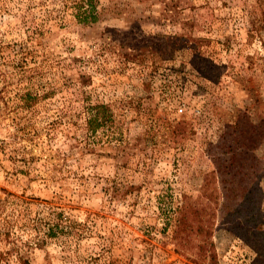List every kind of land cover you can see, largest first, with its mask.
<instances>
[{"label": "rangeland", "instance_id": "1", "mask_svg": "<svg viewBox=\"0 0 264 264\" xmlns=\"http://www.w3.org/2000/svg\"><path fill=\"white\" fill-rule=\"evenodd\" d=\"M0 255L264 264V0H0Z\"/></svg>", "mask_w": 264, "mask_h": 264}, {"label": "trees", "instance_id": "2", "mask_svg": "<svg viewBox=\"0 0 264 264\" xmlns=\"http://www.w3.org/2000/svg\"><path fill=\"white\" fill-rule=\"evenodd\" d=\"M94 19H95V18L92 17V20H94ZM102 108H103V107H102ZM0 259H1V255H0ZM19 264H30V262H29L28 259L20 257V258H19Z\"/></svg>", "mask_w": 264, "mask_h": 264}, {"label": "built area", "instance_id": "3", "mask_svg": "<svg viewBox=\"0 0 264 264\" xmlns=\"http://www.w3.org/2000/svg\"><path fill=\"white\" fill-rule=\"evenodd\" d=\"M179 111H182V109H180Z\"/></svg>", "mask_w": 264, "mask_h": 264}]
</instances>
